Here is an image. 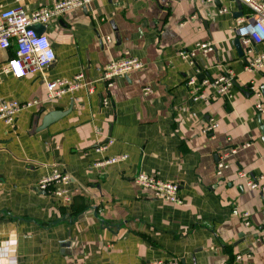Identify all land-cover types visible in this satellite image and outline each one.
Returning <instances> with one entry per match:
<instances>
[{"label":"crops","instance_id":"obj_1","mask_svg":"<svg viewBox=\"0 0 264 264\" xmlns=\"http://www.w3.org/2000/svg\"><path fill=\"white\" fill-rule=\"evenodd\" d=\"M57 1L0 0V12ZM239 13L237 0H92L43 26L56 60L44 74L0 81V103L39 101L12 126L0 120V264H264V192L238 176L264 185V114L250 90L263 95L264 69L249 70L247 55L263 53L264 42L242 38L240 56L238 32L253 33V13L246 5ZM207 42L214 50L199 53L197 67L179 57ZM13 55L0 51V69ZM126 57L144 68L108 88L101 69ZM197 70L209 84L194 94L187 81ZM80 73L93 92L48 99V81ZM223 76L234 83L229 95L213 83ZM55 111L63 115L42 128ZM212 123L219 127L206 133ZM219 160L231 164L220 176ZM55 172L68 184L42 190ZM140 173L178 183L183 203L155 198L135 183ZM235 212L249 213L251 225Z\"/></svg>","mask_w":264,"mask_h":264},{"label":"built area","instance_id":"obj_2","mask_svg":"<svg viewBox=\"0 0 264 264\" xmlns=\"http://www.w3.org/2000/svg\"><path fill=\"white\" fill-rule=\"evenodd\" d=\"M22 0H18L21 2ZM243 5L248 6L253 13V33L249 36V27L242 26L240 34L243 36L245 45L250 42L262 43L264 42V0H238ZM92 3V0H59L52 6L43 7L35 10L30 14L25 11L23 7H14L4 9L0 12V51H9L14 48V55L7 60V64L0 69V81L2 75L10 74L16 79H22L27 75L44 74L45 71L56 60V54L52 47V43L46 33H38L34 27L37 25L46 26L53 19L64 16L65 14L81 8H87ZM243 22V21H240ZM214 50V45L211 42L198 43L191 49H181L179 57L189 62L192 66L197 67V56L199 53H208ZM247 55L253 56L248 60V69L251 71L264 69V52L258 55L254 54L252 49H247ZM144 68L143 62L138 58L126 57L120 61H115L105 65L101 69L102 80L107 84L108 88L114 86L117 79L129 77L132 73L141 71ZM201 71L190 77L187 85L192 88L194 94L207 84L209 81L204 79L199 80L198 76ZM218 88V93L222 95H229L233 88V80L229 77H221L213 82ZM48 99L55 100L65 94L76 92L82 88H87L93 92V86L89 85L85 80V75L80 73L71 80H56L48 81ZM251 92L258 98L256 103V110L260 114H264V97L261 91L254 85L250 88ZM152 93L150 87L144 89V94L149 95ZM199 98V97H198ZM195 98L196 100L198 99ZM108 101L105 100L104 104ZM38 100H33L26 103L18 101L2 102L0 103V120L4 121L7 125L12 126L20 112L38 105ZM219 127L218 123L210 124L205 132L209 133ZM103 145L97 148V152H104L108 149L109 145ZM127 160V156L110 157L103 160L98 166H113ZM231 167V164L226 160H219L217 165V174L220 176L224 170ZM240 179L244 180L246 186L253 190L264 192V185L259 181L253 180L245 172H238ZM69 176L60 172H55L53 175L40 181L39 186L42 190H47L48 187L54 184H68ZM135 183L146 190H150L153 196L157 199L181 205L182 199L179 197L180 185L158 179L145 173H140L135 178ZM58 198L64 202H71L72 197L67 189L59 188L55 191ZM244 220L246 226H250V214H239ZM241 257H239L240 259ZM149 264H181L180 260L175 258L171 260L156 261Z\"/></svg>","mask_w":264,"mask_h":264},{"label":"water","instance_id":"obj_3","mask_svg":"<svg viewBox=\"0 0 264 264\" xmlns=\"http://www.w3.org/2000/svg\"><path fill=\"white\" fill-rule=\"evenodd\" d=\"M238 6H239V10L240 13L238 14V17H242L243 13H242V9H243V5L240 1H238ZM34 29L38 32V33H44V28L43 25H37L34 27ZM243 36L240 34V32H238V38L235 42V45L237 47V50L240 54V56H244L245 51L243 49V43H242V39ZM199 79L202 81L205 79V75H199ZM262 92L264 95V87L262 88ZM63 115V112H59V111H55V112H50L49 114H47L44 119H43V124H42V128H46L47 126H49L52 122H54L55 120H57L59 117H61Z\"/></svg>","mask_w":264,"mask_h":264}]
</instances>
